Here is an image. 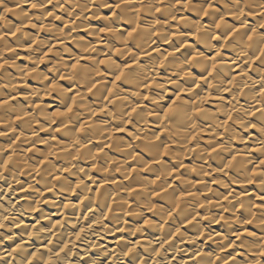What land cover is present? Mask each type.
<instances>
[{"label": "clouds", "instance_id": "obj_1", "mask_svg": "<svg viewBox=\"0 0 264 264\" xmlns=\"http://www.w3.org/2000/svg\"><path fill=\"white\" fill-rule=\"evenodd\" d=\"M0 264H264V0H0Z\"/></svg>", "mask_w": 264, "mask_h": 264}]
</instances>
